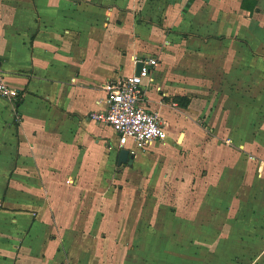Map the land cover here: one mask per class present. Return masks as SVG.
<instances>
[{"label": "crops", "instance_id": "0c3cea01", "mask_svg": "<svg viewBox=\"0 0 264 264\" xmlns=\"http://www.w3.org/2000/svg\"><path fill=\"white\" fill-rule=\"evenodd\" d=\"M149 57L159 65L143 83L146 105L167 137L119 166L116 132L89 116L107 107V80ZM0 67L21 93L0 98V217L17 264H176L180 252L200 264L264 234V0H0ZM174 139L178 162L162 151ZM143 157L159 161L150 178L135 167ZM59 169L88 194L85 209L68 195L67 223L54 205ZM113 184L154 193L122 199ZM160 227L164 254L144 258Z\"/></svg>", "mask_w": 264, "mask_h": 264}, {"label": "rangeland", "instance_id": "374dc122", "mask_svg": "<svg viewBox=\"0 0 264 264\" xmlns=\"http://www.w3.org/2000/svg\"><path fill=\"white\" fill-rule=\"evenodd\" d=\"M109 134L111 135L112 140L114 142H116L115 141L116 136H115V133L113 132L112 129H109ZM171 136H174V135L171 134ZM195 142H196V140L192 139V142L185 144L184 148L187 147V149H191L193 147V143L195 144ZM170 143H171L173 148L172 149H170L169 147L163 148V150H162V151H164L163 154H164L166 159L168 157L171 158V156H172V158H175L176 161L178 162L177 159L180 156V153L182 152V150L178 151L177 149L181 148L180 147L181 142H179V141L177 142V140L174 139L173 141L171 140ZM131 145H133V144H131ZM133 148H134V145H133ZM167 160H169V159H167ZM158 162H159L158 159L154 158V157H152L150 159H145L143 157V158L136 160L135 161V164H136L135 167H136L137 171H141V173H142V175L140 174L139 177L150 178V176L146 172L149 173L148 170H151L152 167H154L156 165V163H158ZM59 171L61 172V174L56 175L55 184L52 186L53 194H54L53 197L55 198L54 205H55V209L58 211V214L64 215L63 218L65 219V223H67L68 220L73 217V215H71L73 211L69 212L67 210V204L66 203L68 200V195L73 193L74 200L76 199L77 202L79 204H81V207L83 209H85L84 202L83 201L79 202V197H82L84 195L87 196L88 194L86 193L85 189H83L82 187L80 188V185L78 186V184L76 186H73L72 188H69L64 182L65 178L67 176L66 170L59 169ZM127 181H129V178L127 179ZM140 181H144V180H142V178H141ZM129 188L130 189H128L126 191L124 189V185L113 184L111 190H112V194H114V195L118 194L119 196H121L122 199H124L125 196L133 198L135 195H138L140 197L142 194L145 195L148 192L149 193L151 192L152 194L154 193L151 191L153 188H151V189L145 188L144 186H141V187L140 186L139 187L138 186L137 187L130 186ZM158 190H160V189L156 188L153 191L157 192ZM109 197L110 196L106 197L104 204L105 203L110 204L111 202H113V201L109 200L110 199ZM112 197H114V196H112ZM93 198L95 200V205H96L98 197L94 196ZM103 199H105V198H103ZM113 205L115 207L117 205V203L114 202ZM92 211H93V202H92L91 206H89V213H88L89 216L91 215ZM121 212H122L121 209L113 210V214L111 215V224L107 226V229L111 230L112 234H114L115 231H117V229H118V228H116V224H118L117 222H118V220H120V215L123 214ZM160 213H161V211H160ZM162 214H164V211L162 212ZM60 215H58V216H60ZM130 216L133 218V217H135V214H131ZM7 221H8V223H11V221L9 219L0 217V264H17L19 262V260L22 259V257L18 256L20 253V250H16L17 247H15L13 249L11 248V250H9L7 247L8 244L11 245L10 240H14L12 238L11 234L9 233L10 229L6 225ZM237 221H238V219H237ZM130 224H132V221ZM159 224H160V221H159ZM236 227H234V228H236ZM236 229H238V228H236ZM67 230H69L70 232H74L75 229L69 228ZM132 230H134V229H132ZM158 230L160 231L158 236L161 238V239L159 238V240L161 242L159 241L157 248L155 246V249L158 251H155V249L153 250L152 246L150 244H148V246L143 248L144 258L151 257L154 259H157V258L160 259L162 257V255L164 254L161 252V249L163 250V247L166 248V246H167V244L165 242V236H166L165 231H166V229L164 227H160V229H158ZM121 236L126 237V236H130V235L128 233H126L125 231H122ZM52 237H56L55 232L50 235V238H52ZM132 238H134V236ZM70 240H71L72 244H78V242L76 240H74V239H70ZM236 240H237L236 247L230 252V254H228L229 256H227V258L225 260L220 259V257L217 259L216 257L213 256V254H215V253H217V255H218V252L216 250H215L216 252L215 251H213V252L207 251L206 255L204 256V261L201 262L200 264H264V234L263 233H261V234H251L250 233L248 235H241L240 238H236ZM221 251L224 252L225 248H223V250H220V252ZM178 252H180V251H178ZM118 256H122V254L120 255V253L117 252V258H118ZM110 257L112 259H114L115 255H110ZM36 258L37 257H35L33 259L32 257H30L27 260L30 261L31 264H45V263H43V262H45V258H46L45 255L42 258H40L39 260ZM182 258H183L182 253L181 252L177 253L175 258H174V259H176L175 260L176 264H182L183 263ZM116 264H118V263H116Z\"/></svg>", "mask_w": 264, "mask_h": 264}, {"label": "built area", "instance_id": "2783aa9c", "mask_svg": "<svg viewBox=\"0 0 264 264\" xmlns=\"http://www.w3.org/2000/svg\"><path fill=\"white\" fill-rule=\"evenodd\" d=\"M140 62L144 66L139 75L109 79L102 85L107 94V107L92 112L89 116L98 124L111 127L118 136L119 149H128L133 154L154 142L164 141L167 137L159 113L146 105L147 92L143 86L144 80L159 65V59L149 57ZM20 95L18 89L9 87L0 67V98L18 100ZM17 118L19 120L20 117Z\"/></svg>", "mask_w": 264, "mask_h": 264}, {"label": "water", "instance_id": "95a60500", "mask_svg": "<svg viewBox=\"0 0 264 264\" xmlns=\"http://www.w3.org/2000/svg\"><path fill=\"white\" fill-rule=\"evenodd\" d=\"M143 66H144L143 62L137 63L136 72H135L136 75L140 74ZM134 159H135V155L131 154L128 149H121L118 155V165L121 166L122 164H127Z\"/></svg>", "mask_w": 264, "mask_h": 264}]
</instances>
